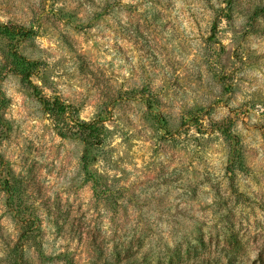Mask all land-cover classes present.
Listing matches in <instances>:
<instances>
[{"label":"rangeland","instance_id":"obj_1","mask_svg":"<svg viewBox=\"0 0 264 264\" xmlns=\"http://www.w3.org/2000/svg\"><path fill=\"white\" fill-rule=\"evenodd\" d=\"M263 10L0 0V264H264Z\"/></svg>","mask_w":264,"mask_h":264},{"label":"trees","instance_id":"obj_2","mask_svg":"<svg viewBox=\"0 0 264 264\" xmlns=\"http://www.w3.org/2000/svg\"><path fill=\"white\" fill-rule=\"evenodd\" d=\"M0 35L11 38V37H14L15 32L12 31V29L10 30L6 26H1L0 27ZM12 58L14 59V61H13L14 71L19 73L20 75H22L23 81L26 82V80H28V77L30 75L31 69H34L33 65L30 62H27L26 59L18 56L17 53H14L12 55ZM47 107H48V111H50L53 115H55L54 114L56 111L55 108H58L59 104L55 103L53 105H47ZM62 112H63V107L61 110L59 107V111H58L59 118H60ZM59 118H58V120L56 119V121L58 123H59ZM77 133H78L77 135L80 137V139L87 144L88 143L94 144L96 139L99 140V137H100V130H99L96 123H91V124L82 123V124H80Z\"/></svg>","mask_w":264,"mask_h":264}]
</instances>
